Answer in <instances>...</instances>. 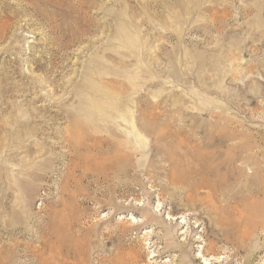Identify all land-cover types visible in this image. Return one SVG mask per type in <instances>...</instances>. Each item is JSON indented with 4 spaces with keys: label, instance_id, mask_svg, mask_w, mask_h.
Segmentation results:
<instances>
[{
    "label": "rangeland",
    "instance_id": "obj_1",
    "mask_svg": "<svg viewBox=\"0 0 264 264\" xmlns=\"http://www.w3.org/2000/svg\"><path fill=\"white\" fill-rule=\"evenodd\" d=\"M50 2L0 0V264H264V0Z\"/></svg>",
    "mask_w": 264,
    "mask_h": 264
},
{
    "label": "bare ground",
    "instance_id": "obj_2",
    "mask_svg": "<svg viewBox=\"0 0 264 264\" xmlns=\"http://www.w3.org/2000/svg\"><path fill=\"white\" fill-rule=\"evenodd\" d=\"M19 1V0H18ZM22 1V0H21ZM50 1H52V0H38V3H47V5H49V6H51V7H55V5L52 3V2H50ZM35 2H37V1H35ZM5 5H8V4H5ZM6 9V8H5ZM34 10L36 9V8H33ZM55 9V8H54ZM3 10V9H2ZM4 11V10H3ZM6 11V10H5ZM2 12V11H1ZM1 14H3V13H1ZM6 14V13H5ZM13 14V13H12ZM7 15V14H6ZM4 16V15H3ZM11 16V15H10ZM6 17H8V15L6 16ZM5 18V17H4ZM5 23V22H4ZM4 26V25H3ZM87 84H88V80L87 79H85V80H83V82H81L80 84H78V87H79V89H80V92H82V90H85L86 89V91H87V88L86 87H88L87 86ZM76 87V86H75ZM75 87H73V88H75ZM92 88V87H91ZM77 90V89H76ZM77 92V91H76ZM79 91L77 92L78 94L80 93ZM93 94H95V95H97V93H93ZM96 97V96H95ZM92 98V97H91ZM117 99V98H116ZM84 100V99H83ZM91 101V100H90ZM98 101V100H97ZM101 101V100H100ZM86 102V101H85ZM83 103V102H82ZM92 103H93V100H92V102H91V104L90 105H92ZM81 104V103H80ZM94 104H96V103H94ZM106 118V117H105ZM134 129V128H133ZM137 136V135H136ZM173 218V217H172ZM175 218V217H174ZM183 218V217H182ZM132 219V218H131ZM133 222V221H132ZM181 223H184V221H182ZM186 224V223H185ZM214 259H216V258H214Z\"/></svg>",
    "mask_w": 264,
    "mask_h": 264
}]
</instances>
